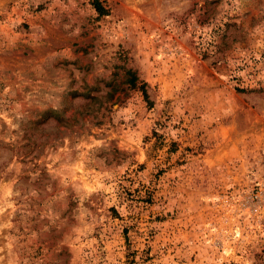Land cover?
<instances>
[{"label":"rangeland","instance_id":"rangeland-1","mask_svg":"<svg viewBox=\"0 0 264 264\" xmlns=\"http://www.w3.org/2000/svg\"><path fill=\"white\" fill-rule=\"evenodd\" d=\"M102 2L0 0V264H264V0Z\"/></svg>","mask_w":264,"mask_h":264},{"label":"trees","instance_id":"trees-1","mask_svg":"<svg viewBox=\"0 0 264 264\" xmlns=\"http://www.w3.org/2000/svg\"><path fill=\"white\" fill-rule=\"evenodd\" d=\"M90 4L99 17L108 15V9L104 6L102 0H90ZM126 73L129 76L127 82L130 88L131 89L137 88L139 91H141L144 99L148 102V95L145 89V84L140 83V85H138V79L133 71L127 70Z\"/></svg>","mask_w":264,"mask_h":264},{"label":"built area","instance_id":"built-area-1","mask_svg":"<svg viewBox=\"0 0 264 264\" xmlns=\"http://www.w3.org/2000/svg\"><path fill=\"white\" fill-rule=\"evenodd\" d=\"M249 211L264 214V182L257 184V189L252 191L247 197Z\"/></svg>","mask_w":264,"mask_h":264}]
</instances>
